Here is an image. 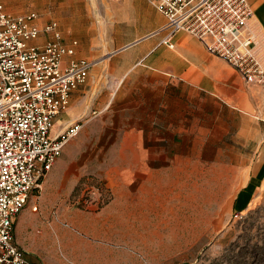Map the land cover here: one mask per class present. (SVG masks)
<instances>
[{
  "label": "rangeland",
  "instance_id": "obj_1",
  "mask_svg": "<svg viewBox=\"0 0 264 264\" xmlns=\"http://www.w3.org/2000/svg\"><path fill=\"white\" fill-rule=\"evenodd\" d=\"M2 1L56 21L79 40L78 56L96 62L61 114L84 127L23 209L26 253L38 264H264V190L237 206L245 174L227 112L167 81L157 62L137 66L134 51L158 37L112 55L164 17L147 0ZM95 185L98 208L78 205Z\"/></svg>",
  "mask_w": 264,
  "mask_h": 264
},
{
  "label": "built area",
  "instance_id": "obj_2",
  "mask_svg": "<svg viewBox=\"0 0 264 264\" xmlns=\"http://www.w3.org/2000/svg\"><path fill=\"white\" fill-rule=\"evenodd\" d=\"M147 1L165 24L112 55L159 36L160 45L173 50L175 37L185 33L248 86L264 90V48L251 25L249 0ZM79 46L78 39L64 37L56 21L42 24L39 13H13L0 0V264H30L15 239L17 219L83 128L77 122L53 134L56 119L96 66L76 56ZM103 195V187L95 185L77 204L96 209Z\"/></svg>",
  "mask_w": 264,
  "mask_h": 264
},
{
  "label": "crops",
  "instance_id": "obj_3",
  "mask_svg": "<svg viewBox=\"0 0 264 264\" xmlns=\"http://www.w3.org/2000/svg\"><path fill=\"white\" fill-rule=\"evenodd\" d=\"M249 2L254 9L251 25L264 48V0H249ZM165 22L156 26L154 30L162 27ZM186 35L180 33L175 37V49L178 48L176 54L170 53L167 47L160 45L162 36L144 43L133 54L136 61L139 60L137 66L144 62H157L160 68L169 70V73H166L171 74L169 79L171 77L180 80L183 88L189 90L192 96L199 99L202 104L210 100L217 106L220 114L222 111L227 112L226 118L232 121V127L235 129L233 130L235 150L242 160L237 166H241L244 169L242 174H245L237 199V206L243 208L247 203L253 201L258 191L264 190V90L248 86L231 67L210 55L198 40L193 37L188 38ZM79 48L76 56L82 58L78 56ZM165 55H171L175 61L172 63L161 61ZM169 79L167 81L173 82L172 79ZM79 89L72 94L71 101ZM62 117L60 115L56 119L53 134H57L74 123H83L82 121L71 123L72 117L68 119H62ZM221 117L219 115L218 120ZM142 121L143 118L140 116L134 128L139 142H144L145 136ZM62 123L70 124L62 129H57V126ZM28 215L29 213L23 211L17 219L15 239L21 247L24 244L23 224L24 220L28 219ZM26 254L30 264H38L31 255Z\"/></svg>",
  "mask_w": 264,
  "mask_h": 264
}]
</instances>
